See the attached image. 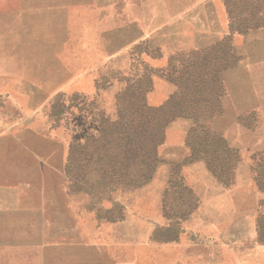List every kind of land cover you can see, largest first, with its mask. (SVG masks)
Wrapping results in <instances>:
<instances>
[{"label": "rangeland", "instance_id": "rangeland-1", "mask_svg": "<svg viewBox=\"0 0 264 264\" xmlns=\"http://www.w3.org/2000/svg\"><path fill=\"white\" fill-rule=\"evenodd\" d=\"M29 1L33 29L17 48L34 68L18 62L15 70L37 81L39 93L22 99L23 85H16V101L0 96V264H176L185 249L169 243L183 220L193 223V240H186L193 259L181 264H264V120L260 109L240 102L248 97L238 85L247 75H234L248 48L264 43V26L231 29V17L247 16L244 0H130L110 14L75 5L85 0ZM169 15L176 19L150 28ZM227 51L235 63L220 72L221 108L203 123L232 151L190 159L188 136L204 140L207 127L192 134L194 119L178 116L165 128L152 177L139 187L106 194L91 187L95 166L85 167L81 156L70 164V145L116 119L124 98L137 99L147 84L146 102L159 107L178 93L182 68L205 59L215 69ZM44 61L48 68H39ZM216 204L225 218L229 207L242 222L254 216L255 238L199 240L201 212Z\"/></svg>", "mask_w": 264, "mask_h": 264}, {"label": "trees", "instance_id": "trees-1", "mask_svg": "<svg viewBox=\"0 0 264 264\" xmlns=\"http://www.w3.org/2000/svg\"><path fill=\"white\" fill-rule=\"evenodd\" d=\"M244 3L247 16L238 21L231 17V29L246 32L250 28L264 26V14H260L261 11L264 13V0H244ZM206 61L202 59L179 71L175 80L179 91L163 105L153 107L146 102L145 91L148 85L145 84L137 99L122 100L116 119L104 120L99 124L97 131L87 132L77 145L76 143L70 145L68 156L70 164L81 156V160L85 161V167L95 166L94 170L90 169L96 176V181L91 184L92 188L101 186L103 192L108 194L116 189L136 188L148 182L160 161L158 149L164 142L165 128L178 116L194 119L192 134L197 132L199 127H207L204 140L203 138L197 140L191 134L188 136L187 143L192 152L190 159L203 156L208 158L210 151L216 153L220 147L232 151L223 136L210 130L203 122H210L213 115L220 111L222 92L220 72L234 65V56L227 51L215 69ZM207 146L210 149H206ZM203 152L204 154L200 156L199 153ZM213 157L210 156V159ZM211 168L214 172H219L215 166ZM71 169L70 166L68 172H71ZM70 181L72 186L77 185V180Z\"/></svg>", "mask_w": 264, "mask_h": 264}, {"label": "crops", "instance_id": "crops-1", "mask_svg": "<svg viewBox=\"0 0 264 264\" xmlns=\"http://www.w3.org/2000/svg\"><path fill=\"white\" fill-rule=\"evenodd\" d=\"M150 1V2H149ZM145 3V1H142ZM192 1H190L191 4ZM130 3V0H85L81 2H77L75 4L79 7H85L95 13H115L118 11L119 7L127 5ZM142 3V4H143ZM148 3L159 4V0H148ZM33 2H24L23 0H0V44L1 51L0 53V96L4 99H10L16 101L18 99L17 96H14L16 91V85H23V88L20 89L19 94L20 97H24L22 99H26L28 95L29 101L33 99V93H39V89L34 90V84H38V82H33L31 77L28 78L26 75H21L20 77L16 73V66L18 62H22L23 69H32L34 68L33 64L27 65V51L24 50L23 47L17 48L18 39L27 36L30 31H32L31 24L27 22L32 21L33 14ZM42 5V4H41ZM46 7V4H44ZM35 9H38L35 7ZM38 13V11H35ZM40 14H43V8H41ZM168 19L167 21H171L176 19V17L169 15L168 17L162 19H156L153 21V24L150 28H153V31H158L162 26V22ZM33 20H42L41 19H33ZM138 21V19L134 20ZM25 22V23H22ZM137 28H138V24ZM138 31V29H137ZM259 30H250L248 36H253L255 32ZM264 34V32L262 31ZM145 34L144 28H141L140 35L143 36ZM8 35V36H7ZM8 38H7V37ZM30 51H28L29 53ZM20 54V55H19ZM5 55V56H4ZM29 57L31 55L28 54ZM19 59V60H18ZM248 60L244 61L240 68H238L234 75L239 79H244L247 75L248 81L239 82V87L243 92H248V97L242 96L240 98V102H242V106L249 105L250 108H258L262 111V119L264 120V43L256 44L248 48ZM45 64L41 63L39 66L48 68V61H44ZM257 84H259V88H257ZM247 85V88L245 87ZM259 90V94L257 91ZM1 121V120H0ZM209 207L203 209L200 216V233L199 240H241L245 237L255 238L256 236V227H255V218L254 216L248 215L247 220H243L242 222L240 217V210L231 209L232 215L230 217H222L220 216V212L222 207L219 204L216 206ZM214 212V213H213ZM182 221V220H181ZM245 221H249L248 224ZM252 221V222H251ZM190 226V227H189ZM242 229L244 230L242 232ZM193 223L192 220L186 221L183 220V225L181 226V230L176 234L173 238L170 239V245L174 248H182L184 247L185 253L177 254L175 260L176 264H181L183 261L186 263L187 261L192 262V251L187 248L186 240H193ZM95 245L103 246V245H118L124 246L127 245L128 242L124 240H91Z\"/></svg>", "mask_w": 264, "mask_h": 264}]
</instances>
